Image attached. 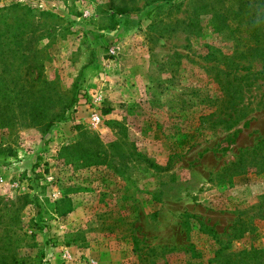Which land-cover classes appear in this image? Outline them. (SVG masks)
Here are the masks:
<instances>
[{
  "label": "rangeland",
  "instance_id": "374dc122",
  "mask_svg": "<svg viewBox=\"0 0 264 264\" xmlns=\"http://www.w3.org/2000/svg\"><path fill=\"white\" fill-rule=\"evenodd\" d=\"M0 92L17 260L264 264V0H0Z\"/></svg>",
  "mask_w": 264,
  "mask_h": 264
},
{
  "label": "trees",
  "instance_id": "16d2710c",
  "mask_svg": "<svg viewBox=\"0 0 264 264\" xmlns=\"http://www.w3.org/2000/svg\"><path fill=\"white\" fill-rule=\"evenodd\" d=\"M3 101L4 99L0 100V103H3ZM7 107H9V103ZM5 109L6 105L0 106V114ZM18 200H20L18 205L17 202H11L10 204L6 202L4 208H0V264H25L24 260H17V256L11 254L8 248H5L9 243V239H13L14 236H23L24 239L34 240L33 236H27V231L24 230L25 227L22 224L23 214L21 215V212L23 213L32 204L33 200L30 195L21 196ZM253 253L264 258V251L262 250L254 249Z\"/></svg>",
  "mask_w": 264,
  "mask_h": 264
}]
</instances>
